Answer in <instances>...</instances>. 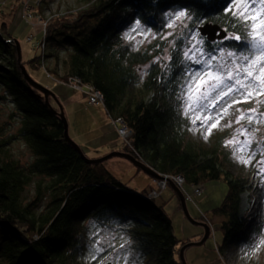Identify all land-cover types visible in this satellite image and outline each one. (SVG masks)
<instances>
[{
	"label": "trees",
	"instance_id": "trees-1",
	"mask_svg": "<svg viewBox=\"0 0 264 264\" xmlns=\"http://www.w3.org/2000/svg\"><path fill=\"white\" fill-rule=\"evenodd\" d=\"M81 1L82 10L48 21L43 56L27 64L36 69L43 57L58 59L63 52L62 76L52 71L58 80L77 77L99 90L106 113L121 118L131 132L119 152L158 175L182 177L186 188L213 182L227 185L222 202L210 211L211 217L223 219L216 226L222 232L219 255L233 244L249 242L258 227L253 222L257 213L254 206L243 211V196L250 194L254 204L259 189L234 176L220 141L209 147L194 141L180 110V85L185 72L196 66L181 55L185 43L180 32L188 35L208 23L247 39L243 26L221 11L225 0ZM177 10L186 11L191 19H185L188 26L183 25L170 42L155 39L135 49L126 41L124 34L137 19L159 33L168 24L167 13ZM4 12L0 10V105L6 106L16 128L5 136L0 127V264H81L88 223L123 232L134 242V258L140 264H182L180 251L191 240L175 236L163 204L148 196L153 187L142 192L129 188L105 163H84L65 139L59 108L52 105V98L47 105L20 71ZM203 40L211 54L216 44ZM223 45L233 50L244 47L235 40ZM15 141L33 157L26 166L10 152ZM31 186L33 199L24 203Z\"/></svg>",
	"mask_w": 264,
	"mask_h": 264
},
{
	"label": "rangeland",
	"instance_id": "rangeland-1",
	"mask_svg": "<svg viewBox=\"0 0 264 264\" xmlns=\"http://www.w3.org/2000/svg\"><path fill=\"white\" fill-rule=\"evenodd\" d=\"M23 1L24 0H6L5 5L1 6L2 8H0V10L5 11L4 20L8 22L7 32L11 35L12 40H14L20 48L21 60L30 79L54 95V98L51 99L52 105L61 109V112L67 123L68 136L70 140L79 146L80 149L86 154H89L84 149V142L94 140V144L101 143L99 140L95 141V136H99L102 139H104V136L99 135V133H96V135H90L86 133L80 137V134H83V128L80 121V116L82 115L79 110L80 102L86 97V104L88 106L91 105L87 103V96L86 94H83V91L74 90L69 86H66L60 80H58L56 75L52 72L57 68L58 70L63 71L61 63L65 58V54L63 52L59 53L58 59L45 58V61L48 62V65H41L36 69L27 64L29 60L36 57L37 55L43 56L42 51H36L33 46L34 41L40 40L42 39V36H45L44 29L47 27L48 21L57 16H71L74 13L82 10L84 4L81 0H41L39 5L36 6V3H34L35 0H31V14L33 16L34 25L30 28L25 25L22 18ZM184 24L185 20L183 23L177 22V25L174 28L169 29L166 26V28L159 33L150 31L142 25L141 28L143 29V32H141V29L131 31V28L134 27L133 24L125 32L130 33V35L127 38L125 37V39L131 43L135 49L144 47L146 44L152 42L155 39L170 42L172 35L179 33ZM197 27L194 32H198ZM149 31L151 34L145 38L144 33ZM169 32H171L172 35L167 36ZM180 34L183 36V41L185 43V46L181 51V55L184 56V51L190 47L189 42L191 33L187 35L180 32ZM165 36H167V39L163 38ZM200 38L205 39L203 36ZM219 41L220 40H215V43L213 42L211 44H218ZM203 44L199 46L203 47L205 53H208L206 50L207 48H205ZM245 46L246 45H244V47ZM220 47L225 51H235L237 54H240L242 49L233 50L227 48L225 45ZM165 54L166 53L164 52V56ZM198 67L200 66L196 65L190 68L194 69ZM48 74H50L51 77H48ZM184 83L185 81L182 80L179 98L180 110L183 118L186 121V130L188 135L194 141L199 142L206 147L214 145V142L216 141H220V143L223 144L222 149L230 161L229 168L234 173V176L247 180L252 186L255 187V189H259L255 197L254 204L251 202L250 194H245L243 196L242 207L243 211H247L251 206H254V212L257 213V217L255 221H253L254 224L256 223L254 228L257 226L258 227L256 230L254 229L252 231L249 242L233 244L226 249L223 255H219L217 252V244H220L222 241V232L217 229L216 226L223 219L221 217H211L210 211L213 208L219 206L227 194L228 187L224 182H213L207 183L204 186L201 185V195L196 197L193 203H186V209L189 215L188 218L180 209L181 206L179 204V200L172 189L167 188L161 192L160 196L155 201L157 204H163L164 211L171 219L173 232L179 240H191V243L196 244L201 241L198 240L201 237V234V238L204 236V228L201 225L206 224L210 228L209 237L202 245L194 244L184 250L183 258L186 264H264V243H262V241H264V176L261 175V166L257 164V160L264 159V122H257L254 120L251 124H249L247 119H245L241 121L239 125L235 123L236 117L240 114L236 111L237 108L242 110L256 108L257 114L259 115L264 113V103H257L256 99H253L250 103L234 105L229 109V115L225 116L221 120L220 127L213 130L211 135H206V129L200 128L198 126L199 122H197V126L194 127L191 123V120L183 114L184 102L182 100L181 94ZM239 98V96L233 94L232 99ZM259 99L264 101V97H260ZM227 103H231V99L226 98L225 101L221 102L219 107H224ZM94 107L104 108L103 105ZM212 111L215 113L216 109H213ZM190 115L192 114L190 113ZM110 118L111 122H113L115 119L112 117ZM229 121L232 122V126L226 127L225 125H227ZM209 123H211V121H209ZM11 124L12 122L9 121L7 117L6 106L0 105V127H4L3 134L5 136L14 133L16 127H14L13 124V126H11ZM242 125L249 127L252 130V135L255 137L250 146L249 153L252 150H255L257 151V156L254 157L252 162L248 165L240 163L237 160L236 156L233 154L232 145H226V141L232 139V137L236 135V130ZM114 128L116 129V127ZM115 132L117 135L119 134L117 129ZM119 138L121 145H127V143H125L121 137ZM243 138L244 137H240V139ZM10 152L13 158L19 161L22 166L28 165L33 160L30 152L20 141H15L11 144ZM115 158L113 157L109 160H116ZM127 162L130 167L127 171L119 169H113L111 171H114V174L117 176V178L122 183L129 186V188L137 192H142L143 190L151 188L153 183L158 181L151 179L143 172L138 171L137 168H135L129 161ZM106 163L107 162H105V164ZM185 189L186 190L184 193L181 191L183 195L189 192V188L185 187ZM23 199L24 203H27L33 199L32 186L26 189ZM203 215L206 216V221ZM87 227L89 229V233L86 237L83 254L78 259L81 261V264H101V259L103 260V264H125L124 257H127V264H140L138 259L134 258V251L132 248V243L134 244V242H130V240L128 241L123 232L103 230L100 226H94L93 223H88ZM98 240L100 241L98 246L103 249V252L98 254L96 261H93V245ZM121 245H124V247H121Z\"/></svg>",
	"mask_w": 264,
	"mask_h": 264
},
{
	"label": "snow or ice",
	"instance_id": "snow-or-ice-1",
	"mask_svg": "<svg viewBox=\"0 0 264 264\" xmlns=\"http://www.w3.org/2000/svg\"><path fill=\"white\" fill-rule=\"evenodd\" d=\"M221 11L230 14L243 26L244 36L247 39H243L240 34L227 32L220 36L216 49L211 50V54H207L203 47L199 46L204 43L200 38L201 33L192 32L190 47L183 53L185 60L200 66L190 68L184 74L185 83L181 94L184 102L183 114L191 120L194 127L199 122L198 126L206 129V135H211L213 130L220 127L221 120L229 115V109L234 105L250 103L253 99H256L257 103H264L259 99L264 97V0H225ZM167 16L169 29L174 28L177 22L183 23L185 19H191L184 10L169 12ZM187 26L184 24V27ZM136 29H141L143 32L139 19L135 21L131 31ZM150 34V31L144 33L145 38ZM129 35L130 33H125L126 38ZM170 35H172L171 32L167 34V36ZM167 36L163 38L167 39ZM228 40L243 42L246 46L241 49L240 54L235 51H225L220 45ZM233 94L240 98L232 99ZM226 98L231 99V103L219 107ZM213 109H216L215 113ZM236 111L240 113L235 119L238 125L245 119L249 124L254 120L264 122V113L258 115L256 108L247 110L237 108ZM225 126L231 127L232 122L229 121ZM240 137L244 138L240 139ZM254 139L252 130L242 125L236 130V135L226 141V145H232L233 154L237 160L248 165L257 156L255 150L249 153ZM257 164L261 166V175L264 176V159L257 160ZM99 243L98 240L93 245V261H96L98 254L103 252V249L98 246ZM124 260L127 264V257H124ZM101 264H103L102 259Z\"/></svg>",
	"mask_w": 264,
	"mask_h": 264
},
{
	"label": "water",
	"instance_id": "water-1",
	"mask_svg": "<svg viewBox=\"0 0 264 264\" xmlns=\"http://www.w3.org/2000/svg\"><path fill=\"white\" fill-rule=\"evenodd\" d=\"M198 32L201 33V36L205 37L207 39V41L209 43H213L215 40H220V36L222 34H226L223 30H221V28L217 25H211V24H203L199 27H197ZM14 45L16 47V52H17V63L19 65L20 71L24 77V79L37 91H39L41 94H43L45 102L47 105L50 106V102L49 99L50 98H54V95L48 91L47 89L43 88L42 86L38 85L37 83H35L32 79H30V77L28 76L25 67L22 63L21 60V53H20V48L18 46V44L14 41ZM58 115L64 125V137L65 139L74 147V149L76 150V152L78 153V155L81 157V159L84 161V163L88 164V165H95V164H100V163H105L107 162L109 159L111 158H122L125 159L127 161H129L135 168L139 169L140 171H142L145 175H147L148 177H150L151 179L154 180H159L160 176L158 174H156L155 172H153L152 170L148 169L147 167H145L142 163H140L139 161H137L134 157H132L129 154L126 153H122V152H112L108 155H106L105 157H101L98 159H89L87 158L83 151L80 149L79 146H77L73 141L70 140L69 136H68V128H67V123L66 120L61 112V109L59 108V112ZM169 187L170 189L173 190V192L176 194L178 200H179V204L181 206V210L183 212V214L188 218V212L186 209V202H185V198L184 195L182 194L181 190L179 188H177L172 182H169ZM204 228V236L201 239L200 242L198 243H188L187 245H185L181 251H180V261L182 264H186L184 262V258H183V252L185 249H187L188 247L192 246V245H202L207 238L209 237V232H210V228L208 225L203 224L201 225Z\"/></svg>",
	"mask_w": 264,
	"mask_h": 264
},
{
	"label": "built area",
	"instance_id": "built-area-1",
	"mask_svg": "<svg viewBox=\"0 0 264 264\" xmlns=\"http://www.w3.org/2000/svg\"><path fill=\"white\" fill-rule=\"evenodd\" d=\"M31 0H24L22 2V18L28 27L31 28V26L34 25L33 22V16L31 14ZM41 0H35L34 3H36V6L39 5ZM6 3V0H0V8L1 6H4ZM46 29V28H45ZM44 29V32H45ZM33 48L38 51H42L44 53L45 50V42H44V36H42V39L34 41ZM48 77H51L49 74ZM66 86H69L70 88L78 91H83V93L87 96V103L91 106H100L103 105V95L99 90L94 89L90 85H84L82 81L77 77H69L66 81L62 82ZM113 125L118 130L119 134L118 136L121 137L125 143L128 142L131 132L126 128V126L123 124V121L121 118H116L113 120ZM160 179L158 181H155V186L151 188L148 191V196L151 198L157 199L161 192L166 190L169 186V182H172L177 188H179L183 193L186 190L185 189V182L182 177L180 176H169V175H159ZM189 192L187 194H184L185 202L193 203L194 199L201 195L202 190L200 186H192L189 189Z\"/></svg>",
	"mask_w": 264,
	"mask_h": 264
},
{
	"label": "crops",
	"instance_id": "crops-1",
	"mask_svg": "<svg viewBox=\"0 0 264 264\" xmlns=\"http://www.w3.org/2000/svg\"><path fill=\"white\" fill-rule=\"evenodd\" d=\"M43 65H48V62L43 61ZM55 70V69H54ZM53 70V71H54ZM52 71V70H51ZM58 76H62V72L58 69L55 70ZM85 94V93H83ZM80 116L81 125L83 128V134H90L96 135H103L104 139L100 138L99 136H95V141H101V143H93L92 140L84 142V149L89 153L87 154L90 157L98 158L102 155H106L112 152H119V149L122 148L123 145L120 144V138L118 137L117 133L115 132V126L112 125L110 116L106 113L103 107H94L88 106L86 104V97L85 99L80 102ZM113 130V131H112ZM95 134H94V133ZM82 145V144H81ZM116 160H109L107 161L106 165L110 170L119 169L127 171L130 167L126 160L122 158H115ZM155 183H153L154 187Z\"/></svg>",
	"mask_w": 264,
	"mask_h": 264
},
{
	"label": "bare ground",
	"instance_id": "bare-ground-1",
	"mask_svg": "<svg viewBox=\"0 0 264 264\" xmlns=\"http://www.w3.org/2000/svg\"><path fill=\"white\" fill-rule=\"evenodd\" d=\"M42 54H43V53H42ZM44 59H45V58L43 57V58H42V62H41V63H42V65H43V61H44ZM50 76H51V75H50Z\"/></svg>",
	"mask_w": 264,
	"mask_h": 264
}]
</instances>
